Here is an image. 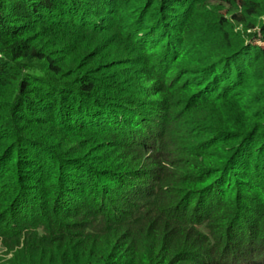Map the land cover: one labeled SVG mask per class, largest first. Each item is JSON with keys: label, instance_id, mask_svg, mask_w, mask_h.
<instances>
[{"label": "trees", "instance_id": "1", "mask_svg": "<svg viewBox=\"0 0 264 264\" xmlns=\"http://www.w3.org/2000/svg\"><path fill=\"white\" fill-rule=\"evenodd\" d=\"M1 253L264 264V0H0Z\"/></svg>", "mask_w": 264, "mask_h": 264}, {"label": "rangeland", "instance_id": "2", "mask_svg": "<svg viewBox=\"0 0 264 264\" xmlns=\"http://www.w3.org/2000/svg\"><path fill=\"white\" fill-rule=\"evenodd\" d=\"M239 29V28H238ZM238 29H236V31L238 30ZM241 29V28H240ZM3 255V253H1L0 254V256H2ZM4 257H6L5 255H3ZM0 264H4L3 262H1Z\"/></svg>", "mask_w": 264, "mask_h": 264}]
</instances>
